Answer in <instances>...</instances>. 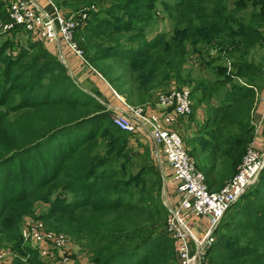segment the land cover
Here are the masks:
<instances>
[{"label": "trees", "instance_id": "1", "mask_svg": "<svg viewBox=\"0 0 264 264\" xmlns=\"http://www.w3.org/2000/svg\"><path fill=\"white\" fill-rule=\"evenodd\" d=\"M157 1L54 2L59 9L88 10L82 28L85 35L77 40L85 58L91 56L92 63L120 62L123 73L111 77L105 72L106 81L125 93V79L130 76L142 101L154 89H167L172 79L175 84H193L191 98L200 91V102L218 93L216 86L230 82L233 76L248 84L262 80V63L248 60L247 54L261 47L264 39V0H160L173 27L169 35L147 39L145 30L153 22ZM102 5L106 7L100 9ZM1 17L10 20L6 13ZM125 34L126 42H122ZM214 48L236 57L230 67L211 69L224 77L214 82L192 78L185 68L190 56L206 55ZM0 64V246L25 258V263L17 264H48L36 249L22 245L19 227L24 215L46 203L48 211L41 219L63 220V230L81 242L82 248H89L92 264H172V245L163 228L164 208L154 189H148L154 184L147 178L151 169L144 165V170L140 166L131 172V159L122 158L135 148L129 141L133 133L109 120V110L99 99L95 101L97 91L77 84L40 39L20 44L17 57L1 51ZM251 94L250 89L232 83L224 91L227 104L214 107L203 128L208 138L195 139L202 141L192 152L203 157L201 166L195 165L209 189L219 154L223 156L240 140L219 123L232 105ZM58 110L64 119L51 113ZM10 111L16 113L15 118L9 117ZM246 127L242 145L252 138L253 126ZM155 175L157 184L159 174ZM58 178L63 197L56 192ZM222 226L232 235L215 233L208 251L211 264H264V177ZM165 245L167 251L161 250Z\"/></svg>", "mask_w": 264, "mask_h": 264}, {"label": "built area", "instance_id": "2", "mask_svg": "<svg viewBox=\"0 0 264 264\" xmlns=\"http://www.w3.org/2000/svg\"><path fill=\"white\" fill-rule=\"evenodd\" d=\"M8 15L10 26H19L45 42L56 43L58 51L64 42L77 58L88 63L74 38L75 31L86 24L88 12L84 9L63 13L53 0H12ZM261 69L264 76V61ZM155 96L156 105L160 109H170L171 113H147L142 106H130L128 115L116 113L111 120L127 133L148 134L161 148L173 187V204H168L166 227L175 241L179 264H208L206 252L213 229L229 206L258 178L264 167V150H257L250 143L235 173L219 189L210 190L180 134L169 125L175 116L192 114L191 90L187 86L172 87L158 91ZM256 98L264 102V92L256 93ZM251 124L254 128V123ZM198 222L207 225L200 237L193 227ZM21 236L31 242L41 258L48 259L56 251L62 262L66 246L71 242L65 234L46 230L41 223L35 222L24 224ZM2 256L4 258L5 253L0 254V258Z\"/></svg>", "mask_w": 264, "mask_h": 264}, {"label": "rangeland", "instance_id": "3", "mask_svg": "<svg viewBox=\"0 0 264 264\" xmlns=\"http://www.w3.org/2000/svg\"><path fill=\"white\" fill-rule=\"evenodd\" d=\"M2 4L0 5V52L2 51L5 55H10L12 57H17L19 54L20 44H28L32 40H39L40 38L31 32L25 31L23 28L10 26V20L5 21L2 19L1 15H4L5 13L8 14V6L10 1L12 0H1ZM56 1V0H53ZM233 3L229 2V7L232 8ZM106 6L102 5L100 6V9H104ZM92 10L93 7H90ZM99 8V7H98ZM97 8V9H98ZM84 9V8H82ZM89 9V10H91ZM94 9V10H97ZM79 9H69V7H62L61 11L63 13H69L72 11H76ZM85 11H88L87 9H84ZM9 16V15H8ZM86 26V25H85ZM85 26H83L85 28ZM83 27L77 29L74 34V38L77 41L83 40L84 33ZM173 27V21L169 18L167 12L163 9V7L160 4V0L157 1L156 4V13L155 17L153 19L152 24L145 30L146 31V38L147 39H153L156 35L160 33H165L169 35L171 33ZM83 28V29H82ZM261 32L264 35V27L261 28ZM126 34L122 36L121 40L122 42H126L125 38ZM43 46L46 50L47 47L45 46V41L40 39ZM264 39L261 42V47H255L252 48L251 51L247 54L248 60H252L255 63H262L264 61V45H263ZM5 48L4 50H2ZM83 50V49H82ZM35 50H31V53H34ZM53 54V53H52ZM54 57L58 58L62 63L63 59L60 58L58 55L53 54ZM228 57V59H227ZM236 57L228 56L226 53L219 52L217 48H214L213 50H210L208 54L204 55H198V54H192L190 56V62H187L185 64L186 70H189L191 73L192 78L194 79H201L204 80H210L214 82L217 79H222L224 75H217L213 72V70L218 67H230L231 63L235 60ZM91 56H88L86 58V61L91 64L99 73H101L103 76H105V72H110V76H119L123 73V69H121L120 62L113 60V59H106L102 62L98 63H92L91 62ZM212 59V60H211ZM204 60L203 63H201ZM27 58H24L22 62H26ZM229 61V62H228ZM209 63V64H208ZM1 65V64H0ZM85 67L88 66L86 63L84 64ZM262 67V66H261ZM1 69V66H0ZM67 69V68H66ZM68 71V70H67ZM262 73V69H261ZM76 75V74H74ZM78 76V74H77ZM75 77H73L74 79ZM94 81L97 80L98 77L96 75H92L90 78ZM105 79L107 80V77L105 76ZM76 80V79H75ZM173 80V79H172ZM171 80V84L167 87V89H161L158 88L153 93L154 95L157 94L158 91H167L170 89V87H182L187 86L192 93V85L188 84H175L174 80ZM259 81L253 84H248L243 79H240L239 77L233 76L230 80V82L224 84V85H218L216 86L218 93H211L209 96L210 98L207 100H204L200 102L198 100L199 95H201L200 91L193 92L192 96V102H193V112L190 117H188L187 122H180V124L183 125V131L176 130L181 138L183 139L185 145L187 146V149L191 155V157L195 160V163L197 164V167L201 166L199 165L200 160L203 158L199 154H195L192 152V150L195 148H198V146L201 144L202 140L196 141L199 136L207 137V133L204 132L203 128L206 125V122L213 116L214 114V107L221 106L227 104L226 100H224V91L229 90L230 86L233 84L239 85L242 87H246L251 90V95L242 103H239L238 105H232L231 110L228 111L226 114V118L224 121L220 122L219 125L222 127H226V129L233 133L234 135H237L240 137V140L236 141L235 145L229 148L226 153L222 156V153L219 154V157L216 161V175H214L213 178L209 180L212 187L210 190H217L219 189L222 184L230 178L236 171L237 167L239 166L243 155L245 154V150L247 146L250 144L248 141L244 145H242L246 138L243 136V130L244 128H247L246 126L252 125L251 124V116L252 112L255 107V103H257L256 93H262V88L264 86V76L262 73V80L258 79ZM125 81L127 82L126 88H128L127 92L123 93L122 90L117 89V87L114 85L115 90L117 93L125 99L128 97V104L129 105H137L142 107H149L153 108L155 104L156 98L152 96L149 97V99H143L140 100V95L138 94L134 86V83L131 82L130 76H127ZM258 83V84H257ZM86 89L89 90L91 87H95L94 83L90 80H86ZM100 84V82H99ZM117 84V83H116ZM20 96V94H17L16 98ZM127 96V97H126ZM95 101L98 102V98L95 99ZM109 120H111L112 115H114V111L109 110ZM234 112V113H233ZM51 113L63 115L64 114L58 110V111H51ZM9 117L15 118L16 113H10L8 114ZM188 127V129L186 128ZM249 137V134H247ZM247 137V138H248ZM106 138H110V135H108ZM105 138V139H106ZM251 138V136H250ZM130 143L133 144L135 148H133L128 157L124 156L122 159H131L133 164H130V170L131 172H135L138 170V168L141 166V168L144 170L145 167H149L151 170L147 173V178L153 182L154 184H151L148 186V189L153 190L155 196L159 199L161 206L164 208V231L171 242H169V245H172V249L169 250V253L174 257L172 258L171 263L172 264H179L177 253H176V244L174 239L169 235L166 227V219L168 216V204H173L171 200L173 199V187L170 182V177L167 178L165 176V168L162 166V160L158 159L157 152L160 151V148L157 147L152 139L148 136L146 133H134L131 134V137L129 138ZM103 142V141H102ZM102 142L100 145V153L104 152V148L102 147ZM147 147L146 151L144 150V147ZM161 153V151H160ZM19 161H22L20 158H18ZM199 159V161H198ZM199 165V166H198ZM156 173L159 174V183H156V180L158 179L156 177ZM11 177V175H10ZM264 177V169L261 170L259 173L258 178L254 183H251L244 191L243 193L234 201L225 214L220 219L218 225L213 229L212 232V241L211 244L208 245L207 252H206V260L208 264H211L212 261V255L208 252L209 249L212 247L215 241V233L221 232L226 235H232L229 230L222 226L223 221H226L230 218V214L233 211H237V208L239 205L245 203L246 198L248 195L252 193L254 188L257 186V184L263 179ZM11 180H13V183L15 184V180L13 177H11ZM121 181V180H118ZM57 190L56 192L58 194H61L63 197V191H62V185L60 182V179L58 178L57 181ZM208 184V181H207ZM61 187V188H60ZM71 196L67 195V199H70ZM256 202V201H253ZM48 211V204H42L39 206L36 205V208L34 209V212L32 214L24 215L21 219V222L19 224L20 231L23 228L24 224L26 223H41L42 226L46 230H51L55 232H61V234H65L70 238V244L66 246L65 254L63 256V262L62 260L55 254L56 251L52 252V255L48 259H44L48 264H92L90 257L91 254L88 252L89 248L85 246L82 248L79 244H82L81 242H76L65 230H63V220L55 219L53 220H44L41 219V215ZM59 227V228H57ZM194 229L196 230V233H198V236L200 237V234L203 233L204 229L207 227L206 224L198 222L193 224ZM217 230V231H216ZM234 233V232H233ZM22 245L25 247L33 248L30 241L22 239ZM34 249V248H33ZM167 251V245L161 247V250ZM0 258V264H14V263H25V258L18 253L11 250L8 246L1 245L0 246V254H4ZM209 253V254H208ZM39 255V254H38ZM40 257V255H39ZM43 259V258H42Z\"/></svg>", "mask_w": 264, "mask_h": 264}, {"label": "crops", "instance_id": "4", "mask_svg": "<svg viewBox=\"0 0 264 264\" xmlns=\"http://www.w3.org/2000/svg\"><path fill=\"white\" fill-rule=\"evenodd\" d=\"M44 4V3H43ZM45 6L47 7V5L45 4ZM60 43V41H59ZM45 46L47 47V49L55 54L60 56L63 59V63L65 65V67L67 68L69 74L72 77H75L74 80L76 81L77 84H79L84 90H87L86 87V80H90L94 83L95 87H91L89 90L87 91H91V90H96L97 91V95L96 97L99 99L100 102H102L105 107L110 110V111H114L113 113H121L124 115H128L129 111L128 108L131 106H137V105H129L125 99H123V97H121L117 91L106 81V79L89 63L83 62L81 61L79 58H77L72 52L71 50L64 44L61 46V49H59L58 51V45L56 43H50V42H45ZM87 64L88 66L85 67L84 64ZM76 74V75H74ZM78 74V76H77ZM92 75H96L98 77L97 83L96 81H94L93 79L91 80L90 78L92 77ZM100 82V84H99ZM172 88V87H170ZM154 89L152 90V96L156 97L153 93L155 92ZM262 93L264 92V86L261 89ZM95 95V94H94ZM144 110L148 113V112H152V113H171V110L168 108L165 109H160L156 103L154 104L153 108H149V107H143ZM173 116V115H172ZM191 116V115H190ZM188 116V117H190ZM188 117H180V116H175L173 117V121L171 122L170 128L174 129V130H181L183 131V125L180 124V122H187ZM251 123H254V128H253V132H252V138L250 143L253 144V146L257 149V150H264V102H262L261 100H259V98H257V103L255 105L254 108V112L251 116ZM188 129V127H186ZM158 147V146H157ZM161 151V148H160ZM160 151L157 152V157L158 159H163L162 160V166L165 168V176L167 178L170 177V171L164 161L163 155H162V151L160 153Z\"/></svg>", "mask_w": 264, "mask_h": 264}]
</instances>
